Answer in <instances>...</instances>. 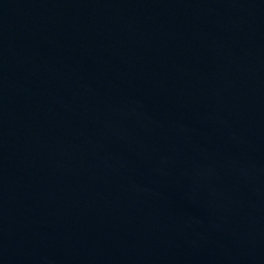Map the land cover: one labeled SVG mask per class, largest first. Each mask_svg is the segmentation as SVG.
<instances>
[{
  "label": "water",
  "instance_id": "95a60500",
  "mask_svg": "<svg viewBox=\"0 0 264 264\" xmlns=\"http://www.w3.org/2000/svg\"><path fill=\"white\" fill-rule=\"evenodd\" d=\"M0 264H264V0H0Z\"/></svg>",
  "mask_w": 264,
  "mask_h": 264
}]
</instances>
